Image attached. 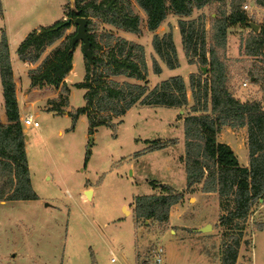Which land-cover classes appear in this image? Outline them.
<instances>
[{"label":"rangeland","instance_id":"1","mask_svg":"<svg viewBox=\"0 0 264 264\" xmlns=\"http://www.w3.org/2000/svg\"><path fill=\"white\" fill-rule=\"evenodd\" d=\"M231 1L212 2L194 9L189 17L168 11L155 31L147 29L146 15L134 0L132 8L140 17L139 33L93 19L90 33L101 45L111 46L118 39H126L143 46L148 91L163 80L180 75L185 82L187 103L168 107L137 102L123 116L113 117V127L101 125L90 135L85 115H80L73 125L67 114L84 104L85 90L74 86L84 76L81 42L75 45L79 50L68 77L72 83L65 80L68 101L59 114L47 110L53 104L46 96L53 91L31 89L28 75L60 40L47 47L36 63L27 62L30 66L16 53L19 42L31 29L64 18L67 9L74 7V0H0V34L4 31L8 39L21 113L32 114L39 122L38 127L21 122L23 129L25 125L31 183L38 198L0 200V264H141L143 260L144 264H222L225 245L233 244L239 226L242 235L234 264H264V195L245 219L234 220L226 232L220 217L227 210L220 207L218 193L202 191L201 183L187 188L185 180L183 118L193 113L188 79L191 73L208 77L204 72L208 64L200 65L197 58L185 54L178 20L196 19L203 23L209 46L212 20L222 11H229ZM241 1L248 5L245 11L251 23L262 25L264 6L258 1L264 0ZM75 29L72 23L66 34ZM168 31L172 33L178 60L173 69L166 67L152 45L154 34ZM251 33V28L229 27L225 48L219 49L218 54L226 59L231 93L242 101L256 100L264 106V59L244 51ZM154 59L161 67L160 73L153 70ZM251 74H258L256 84L248 78ZM111 79L144 84L125 75ZM57 90L53 100L61 104ZM1 112L4 113L3 106ZM228 129L222 127L216 138L228 142L239 163L247 164L246 127ZM154 139L164 146L151 150L150 141ZM150 180L183 192L182 199L169 208L164 222L135 218L133 213L135 196L161 193L149 184ZM224 202L229 209V200ZM193 223L211 227L196 232L190 226ZM158 246L163 247L161 263L154 259L153 250Z\"/></svg>","mask_w":264,"mask_h":264},{"label":"trees","instance_id":"2","mask_svg":"<svg viewBox=\"0 0 264 264\" xmlns=\"http://www.w3.org/2000/svg\"><path fill=\"white\" fill-rule=\"evenodd\" d=\"M146 15V27L155 31L166 18L168 11L177 16H190L194 9H200L212 2L225 0H134ZM241 0L230 2L229 11H222L213 18L211 40L207 46L203 23L196 19L178 20L185 54L195 57L200 65H207L204 72L208 77L189 75V87L192 90V114L183 118L184 133V170L186 187L193 189L202 184V191L217 192L219 205L227 213L220 217V224L227 231L231 223L247 217L253 204L264 195V106L256 100L242 101L229 90L230 77L226 59L220 57L219 49H224L228 28L239 25L251 28V35L245 40L244 51L248 55L261 56L264 59V23L254 31ZM264 6V1H258ZM76 17L87 19V33L92 61H84L83 79L74 84L85 90L84 104L67 114L73 125L80 115H85L88 134L92 135L97 127H113V117L123 116L137 102L180 107L187 103L186 86L180 75L163 80L148 91L146 84V63L143 46L127 41L116 40L114 45H101L94 33H90L93 19L112 25L131 33L140 32V17L132 8L131 0H74V7L48 25H39L31 29L19 42L16 53L24 62L36 63L42 52L56 41L57 47L46 56L37 67L29 70L30 86L41 88L49 85L59 89L62 105L51 99L53 104L48 111L57 114L67 104L69 87L65 76L72 69L74 48L71 37L75 32L66 34ZM70 19L71 23L66 20ZM74 24V23H73ZM152 45L155 53L173 69L177 66L176 47L171 31L153 35ZM84 56V55H83ZM205 68V67H203ZM155 73L161 72L158 62L153 60ZM125 75L144 84L122 83L111 79L112 76ZM258 74H251V83H257ZM0 83L2 86L3 107L6 122L0 121V200L18 201L38 198L32 187L27 153L26 136L19 117L18 102L9 53V43L4 31L0 34ZM246 127L248 164L241 165L232 148L218 141L217 134L222 127ZM150 149H159L163 143L150 141ZM89 151L86 152L85 163ZM159 188L161 193L143 194L134 197L133 213L135 218L155 219L164 222L168 219L169 208L178 203L183 192L176 191L170 185L156 180L149 183ZM229 200L227 209L224 200ZM238 224V223H236ZM232 238L223 252L221 263L234 264L237 247L242 235Z\"/></svg>","mask_w":264,"mask_h":264},{"label":"water","instance_id":"3","mask_svg":"<svg viewBox=\"0 0 264 264\" xmlns=\"http://www.w3.org/2000/svg\"><path fill=\"white\" fill-rule=\"evenodd\" d=\"M67 23H71L70 19L66 20ZM73 23L76 27L74 35L71 37V46L75 47L76 43L81 42V50L84 57H86L90 62L93 58V53L90 49V41L87 33V19L84 17H76L73 20ZM252 29L256 31L258 29L257 24L250 23ZM90 192L89 190L87 191ZM209 224L200 228V231L210 228Z\"/></svg>","mask_w":264,"mask_h":264},{"label":"crops","instance_id":"4","mask_svg":"<svg viewBox=\"0 0 264 264\" xmlns=\"http://www.w3.org/2000/svg\"><path fill=\"white\" fill-rule=\"evenodd\" d=\"M201 9V8H200ZM180 33V32H179ZM21 37V36H20ZM20 37L18 38V39H20ZM24 38V37H23ZM22 38V39H23ZM79 50V47H76L75 49H74V53H73V58H74V55H75V53H77V51ZM9 53H10V51H9ZM10 60H11V58H10ZM21 60V59H20ZM73 60V59H72ZM22 61V60H21ZM22 62H24V61H22ZM73 62V61H72ZM24 63H27V62H24ZM28 64V63H27ZM29 65V64H28ZM11 66H12V63H11ZM30 66V65H29ZM29 68H31V67H29ZM72 69H73V63H72ZM72 69L70 70V72L72 71ZM13 71V70H12ZM27 72V71H26ZM70 72L68 73V75L65 77V80H66V82L68 83V84H71L72 82H69L68 81V77H69V74H70ZM13 79H14V75H13ZM29 84H30V81H29ZM0 86H1V83H0ZM31 89H33V90H35L36 89V87H30ZM38 89V88H37ZM40 90L42 91V92H46V91H53V93L51 94H49L48 96H46V98H51V99H53V98H56L57 97V93H58V90L57 89H55V88H52L51 86H49V85H46V86H43V87H41L40 88ZM0 96L2 97V86H1V89H0ZM25 96V95H24ZM1 97H0V119H1V121L2 122H6V117H5V112L3 113V112H1V107L3 106V98L1 99ZM16 98H17V102H18V110H19V117H20V121H21V119H23V117L25 116V115H27V114H25V115H22V113H21V109H20V106H19V95H18V92H16ZM3 109H4V107H3ZM226 129L227 130H229L228 129V126H226ZM25 130V125H24V129H23V131ZM24 133H25V131H24ZM220 142H224V143H226V144H229L228 142H226V141H224V140H222V141H220ZM25 145H26V141H25ZM248 164V163H247ZM247 164H243V165H247ZM123 208V207H122ZM169 218H170V216H169ZM190 226H192L193 227V230L194 231H196V232H200V228L201 227H199L198 225H195L194 223H193V225H190ZM196 226V227H195ZM176 241V240H175ZM177 242V241H176ZM178 243V242H177ZM135 244H136V239H135ZM179 244V243H178ZM188 248V250H189V247H186V249ZM189 251H191V250H189ZM145 262H144V260H143V262L141 263V264H144ZM161 263V262H160Z\"/></svg>","mask_w":264,"mask_h":264},{"label":"built area","instance_id":"5","mask_svg":"<svg viewBox=\"0 0 264 264\" xmlns=\"http://www.w3.org/2000/svg\"><path fill=\"white\" fill-rule=\"evenodd\" d=\"M248 8V5L246 3L242 4V9L246 10ZM245 84V83H244ZM22 124H25L26 126H32V127H38L39 122L33 117L32 114H27L22 119ZM155 251L154 259L156 262H161L163 257V247L158 246L155 247L153 252Z\"/></svg>","mask_w":264,"mask_h":264}]
</instances>
